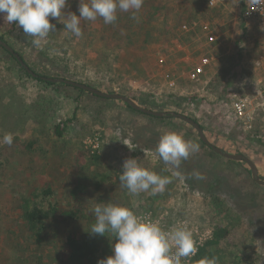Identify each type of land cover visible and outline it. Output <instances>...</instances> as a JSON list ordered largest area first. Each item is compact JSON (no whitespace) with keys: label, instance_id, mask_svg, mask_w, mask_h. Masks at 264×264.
<instances>
[{"label":"rangeland","instance_id":"1","mask_svg":"<svg viewBox=\"0 0 264 264\" xmlns=\"http://www.w3.org/2000/svg\"><path fill=\"white\" fill-rule=\"evenodd\" d=\"M165 1L166 17L154 21H147L144 8L149 12L150 7L146 5L137 19L132 12L118 11L116 27L124 28L117 39L107 37L111 24L98 18L81 21L80 37L62 24L39 48L26 51L14 23H7L4 14H0V37L17 43L30 65L48 78H63L64 69H69L67 59H86L85 84L132 98L151 111L197 120L213 146L248 157L264 180V21L246 18L245 0ZM78 7L79 0H68L65 12L79 16ZM184 25L189 30H183ZM210 36L215 41L206 44ZM102 56L105 68L94 67L92 62ZM203 57H211L212 63L204 76L193 79ZM174 96L181 106L164 104L166 97ZM186 99L197 101L185 103ZM240 99L248 100L251 127L236 115L235 103ZM59 121L69 123L63 139L54 136ZM169 131L200 146L179 169L154 154L161 135ZM6 133L13 134L11 146L2 142ZM34 141L38 144L34 153L23 147ZM202 143L197 131L180 119L155 121L121 101L78 97L73 90L56 91L30 79L0 49V264H60L67 229L96 239L100 259L107 258L115 236L89 232L95 205L109 201L158 221L165 230L186 227L195 245L212 239L216 227H227L232 234L215 247L218 259L224 264L234 260L264 264V187L254 182L246 163L227 160ZM128 158L169 177L165 191L133 196L121 187L119 175ZM173 171L181 172L184 179L173 176ZM194 171L204 179H196ZM43 185L52 187L51 202L63 209L83 202V216L68 227L52 224L44 243L38 244L25 227L18 204L27 191Z\"/></svg>","mask_w":264,"mask_h":264},{"label":"clouds","instance_id":"2","mask_svg":"<svg viewBox=\"0 0 264 264\" xmlns=\"http://www.w3.org/2000/svg\"><path fill=\"white\" fill-rule=\"evenodd\" d=\"M143 3L144 0H79L77 16L71 11L65 13L68 0H0V14H4L3 19L7 23L16 24L24 34L32 37V45L39 48L49 33L56 30V24L50 23V20L62 21L64 30L80 37L81 21L102 18L106 25L115 24L118 11L132 12V18L137 19L136 14ZM250 3L252 9L264 12V0H250ZM13 139L12 133H6L2 142L11 146ZM199 150L198 143L169 131L161 135L154 154L165 165L179 169L183 160ZM172 175L184 179L179 171H173ZM192 175L196 179H204L198 171ZM119 181L121 187L133 196L149 190L153 195L163 193L171 182L169 177L145 168L136 158L124 161ZM93 212L95 222L89 233L100 236L111 233L115 236L111 246L112 255L98 260L97 264H182L198 251L192 232L186 227L174 226L165 230L158 221L142 218L129 207L110 201L97 203ZM198 264H218V259L215 256L204 257Z\"/></svg>","mask_w":264,"mask_h":264},{"label":"trees","instance_id":"3","mask_svg":"<svg viewBox=\"0 0 264 264\" xmlns=\"http://www.w3.org/2000/svg\"><path fill=\"white\" fill-rule=\"evenodd\" d=\"M148 6L150 7V11L148 12L146 8H144V11L146 13V19L147 21H154L155 19L165 18L166 14L168 12L167 7V1L165 0H146L143 3V7ZM66 13V12H65ZM164 20V19H163ZM50 23L56 24V30L49 33L48 38L50 36L53 37L55 33L62 28V21L59 23L57 20H50ZM15 32L18 35V38L22 41H24V50L27 51L29 49L30 51L33 50L35 47L32 45L31 40L32 37L27 36L22 32V29L18 28L16 24H14ZM124 27H116L115 24H111L107 29L106 32H108L107 37H119L123 35V31L120 29H123ZM143 29V34H145V26L143 25L141 27ZM152 29H149L147 31V34H150L152 32ZM128 31V30H127ZM130 33L133 32V34H136L135 30H132V27H129ZM111 33V34H109ZM138 34H141L140 32ZM192 34V33H190ZM142 36V34H141ZM10 47L13 48V50L22 58V60L38 75L39 72H37L33 66L30 65L29 61L27 60L25 53L21 52L17 48V43L13 44L7 40H5L4 37H1ZM102 39V38H101ZM117 39V38H116ZM103 40V39H102ZM53 44H57L58 41L55 39L52 40ZM131 45H135L133 40H131ZM100 42L98 43V46H100ZM113 46H116L117 44ZM118 46V45H117ZM104 49V46H101ZM119 47V46H118ZM26 48V49H25ZM96 48V47H95ZM0 49H2L4 52H6L8 55H10L14 61L19 66V69L30 79H33L39 83H42L44 85H47L49 87H52L56 91L61 90H73L75 92H78V97H81L83 95H90L97 98H100L95 95H91L88 92L81 90L79 88H75L72 86H66V85H57L51 82H47L42 80L41 78H34L24 69V67L19 63V61L10 53L8 52L4 47L0 46ZM100 52L102 48L99 49ZM98 50V51H99ZM79 57V55H76ZM80 58V57H79ZM104 60H103V59ZM101 59L94 60L92 63L94 67H100V69L105 68V65L107 64L106 58L102 56ZM69 64V65H68ZM67 67L69 69H64V79L75 81L78 83L85 84L86 77V66L88 67V63L86 59H81L78 61V59H75L72 61L71 59H67L66 61ZM238 66V64L236 65ZM44 70V69H42ZM45 71V70H44ZM98 72V71H97ZM42 77H48L45 74L40 75ZM225 89V88H223ZM223 94H225V90L223 91ZM224 96V95H222ZM104 99V98H103ZM166 101L164 104H167L169 102H174V106L179 105V99H176V97H166ZM195 99H186L184 100L185 103H191L194 102ZM197 100H195L196 102ZM194 102V103H195ZM181 106V104H180ZM131 110H133L131 107H129ZM135 111V110H133ZM138 112V111H136ZM142 115L148 116L152 118V120L164 122L167 120V118H158L150 115L143 114L139 112ZM169 120H174L173 118H168ZM197 123L198 121L195 120ZM68 127L69 123L65 121H59L57 125L54 127V136L57 139H63L66 134L68 133ZM203 144V143H202ZM37 141L32 142L30 145H23V147L30 152L34 153V150L37 149ZM78 190H75L72 192L73 196L76 197ZM54 196V191L52 187L48 185H43L42 187H33V189L27 191L20 199L18 204V209L21 213V218L23 219V222L25 224V227L30 232L32 238L35 240L36 243L42 244L45 241L46 232L47 230L53 226H67L70 222L79 220L82 215V209H83V202H79V206L76 208H61L60 204L51 202V199ZM48 202V203H46ZM83 203V204H82ZM53 224V225H52ZM232 231L227 227H216L213 232L212 239L208 240L203 244V246H200L198 249L197 254L195 257L191 260L190 264H198V261L201 258L208 257L211 258L213 256L217 257V252L215 250V247L219 246L222 242L227 241L229 237L231 236ZM59 236V234L57 233ZM63 249L61 252V262L60 264H97L98 260H100L99 253H100V243L94 239L90 238L85 234H81L80 232H77L73 229H67V231L64 232L63 235ZM218 264H224L222 261L218 259ZM231 264H242L239 261H232Z\"/></svg>","mask_w":264,"mask_h":264},{"label":"water","instance_id":"4","mask_svg":"<svg viewBox=\"0 0 264 264\" xmlns=\"http://www.w3.org/2000/svg\"><path fill=\"white\" fill-rule=\"evenodd\" d=\"M0 46L4 47L8 52H10L18 61L19 63L24 67V69L34 78H41L44 81L51 82L57 85H66V86H72L75 88H79L81 90H84L88 92L91 95L98 96L100 98L104 99H111L116 101H121L125 104H127L129 107H131L133 110L141 112L146 115L158 117V118H173V119H180L190 126H192L198 133L200 139L204 144H206L208 147H210L216 154L222 156L223 158L231 161L236 162H242L246 163L248 168L250 169L252 179L254 182H256L258 185L264 187V180L261 178L260 171L257 167V165L248 157L242 155V154H233L226 152L220 148H217L213 146L209 140L207 139V136L205 134L204 129L202 126L197 123L195 120L191 119L190 117L176 113V112H155L151 111L149 109L142 108L140 105H138L132 98L126 97L124 95L120 94H110V93H104L90 85L78 83L75 81L66 80L64 78H48V77H42L38 74H36L23 60L22 58L13 50L12 47H10L1 37H0Z\"/></svg>","mask_w":264,"mask_h":264},{"label":"built area","instance_id":"5","mask_svg":"<svg viewBox=\"0 0 264 264\" xmlns=\"http://www.w3.org/2000/svg\"><path fill=\"white\" fill-rule=\"evenodd\" d=\"M245 3H246L245 16H246L247 19L248 18H258V19H261V20L264 21V12H260L258 10L252 9L250 0H249L248 3L245 0ZM182 29L185 30V31L186 30H189L187 25H184L182 27ZM214 41H215L214 37L213 36H210V37H208L205 40V43L206 44H211ZM211 63H212V58L211 57H203L201 59V64L195 67L194 72L192 74V78L193 79H197L199 77L204 76L205 73H206L207 68L210 66ZM248 107L249 106H248V100L247 99H240L239 101H237L235 103V112H236V115L239 118L245 120L244 122L248 125V127H251V125H252L251 122L252 121H251V118L247 115V109H248ZM200 246H203V244L202 243L197 244L196 245L197 249H199ZM195 255L192 256V257H190V258H187L186 260H184L182 262V264H190L191 263V260L195 257Z\"/></svg>","mask_w":264,"mask_h":264},{"label":"crops","instance_id":"6","mask_svg":"<svg viewBox=\"0 0 264 264\" xmlns=\"http://www.w3.org/2000/svg\"><path fill=\"white\" fill-rule=\"evenodd\" d=\"M126 68V67H125Z\"/></svg>","mask_w":264,"mask_h":264}]
</instances>
